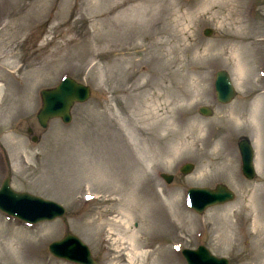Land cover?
<instances>
[{"label":"rangeland","instance_id":"1","mask_svg":"<svg viewBox=\"0 0 264 264\" xmlns=\"http://www.w3.org/2000/svg\"><path fill=\"white\" fill-rule=\"evenodd\" d=\"M220 69L236 90L226 104ZM64 76L91 95L44 128L40 92ZM0 113V187L10 174L15 190L66 208L34 225L0 211V264H75L49 250L67 232L100 264H187L182 249L200 244L264 264V0H0ZM217 184L235 198L190 208V187ZM139 240L150 247L132 259Z\"/></svg>","mask_w":264,"mask_h":264},{"label":"water","instance_id":"2","mask_svg":"<svg viewBox=\"0 0 264 264\" xmlns=\"http://www.w3.org/2000/svg\"><path fill=\"white\" fill-rule=\"evenodd\" d=\"M205 34H212V29H205ZM217 99L223 103H229L236 95L235 87L229 73L222 69L217 71L215 79ZM91 95V87L76 81L71 77H65L55 88L43 89L41 96L43 105L37 113V118L42 127H47L49 120L61 117L64 122L71 121V109L76 102H85ZM199 112L204 116H211L213 109L202 106ZM32 133L33 129L28 128ZM33 136L32 140L37 141ZM239 148L243 159V172L247 178L256 176L253 163L254 150L248 138L239 141ZM194 168L193 163H186L182 168L183 174H188ZM162 177L168 182L173 181V175L163 173ZM188 198L191 207L198 213H203L208 207L229 202L235 198L227 185L218 184L215 188L191 187L188 190ZM0 210L22 219L23 221L36 224L42 221H51L56 218H66V208L62 204L31 194L29 192L16 191L11 186V177L8 176L0 188ZM49 250L58 258L70 260L78 264H100L89 246L76 234L67 232L60 240L53 241ZM183 256L188 264H228L227 258L214 255L205 245L197 249H183Z\"/></svg>","mask_w":264,"mask_h":264},{"label":"bare ground","instance_id":"3","mask_svg":"<svg viewBox=\"0 0 264 264\" xmlns=\"http://www.w3.org/2000/svg\"><path fill=\"white\" fill-rule=\"evenodd\" d=\"M125 2H127V1H129V2H132V1H134V0H124ZM149 32H147V31H145V32H143L142 33V36H146L147 34H148ZM240 68V67H239ZM243 68V67H242ZM241 71H242V69H241ZM146 114H149V113H146ZM0 115L1 116H5V114L4 113H0ZM147 120V119H146ZM151 159H152V157H151ZM154 162V161H153ZM156 166H158V165H156ZM44 239V237H41V239H40V241L41 240H43ZM140 245V246H138V245ZM150 246H148V245H145V243L144 244H142V240H139L136 244H135V246H134V252L133 253H131L130 255L132 256V259H134L136 256H138V255H140L141 254V256L143 255V251H144V249L145 248H149ZM135 251H137V254H134V253H136ZM130 256V257H131Z\"/></svg>","mask_w":264,"mask_h":264}]
</instances>
